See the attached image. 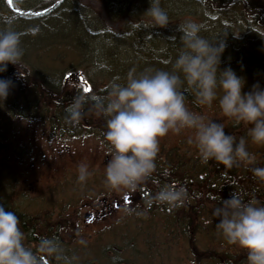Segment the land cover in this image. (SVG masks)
<instances>
[{"label": "rangeland", "instance_id": "obj_1", "mask_svg": "<svg viewBox=\"0 0 264 264\" xmlns=\"http://www.w3.org/2000/svg\"><path fill=\"white\" fill-rule=\"evenodd\" d=\"M150 6L151 0H0V28L11 22L24 49L20 65L0 72V80L12 82L0 100L10 104L0 103V204L20 218L26 243L35 248L55 237L70 264H247L246 252L217 232L213 210L232 192L264 203V182L251 171L264 167V146L251 143L250 126L226 118L218 101L199 105L185 83L189 109L248 140L255 163H203L187 142L191 132H170L160 139L153 176L128 191L106 183V117L94 102L84 105L79 124L66 119L77 95L102 98L133 68L170 71L183 48L179 25L190 19L202 37L226 45L220 69L242 77L244 92L257 83L264 88V0H160L169 17L163 28L145 14ZM80 163L93 173L84 183ZM164 184L187 189L183 206L148 207Z\"/></svg>", "mask_w": 264, "mask_h": 264}, {"label": "clouds", "instance_id": "obj_2", "mask_svg": "<svg viewBox=\"0 0 264 264\" xmlns=\"http://www.w3.org/2000/svg\"><path fill=\"white\" fill-rule=\"evenodd\" d=\"M145 14L161 28L169 23L160 0H151ZM178 30L182 33L183 48L170 71L148 68L137 73L133 68L125 82L114 80L109 84L106 96L97 99L79 94L66 109V119L73 125L80 123L84 105L90 101L94 102L97 114L106 117L107 131L103 136L110 145L111 158L105 177L113 189L135 191L151 178L157 167L160 139L170 132H191L187 142L195 146L203 163L214 160L228 169L255 163L254 154L247 149L248 140H237L225 131L224 123L189 109L181 90L185 83L199 105L211 107L218 101L226 118L250 126L247 136L251 143L264 146V88L257 83L244 92L242 77L231 67L221 70L226 45L202 37L199 23L190 19ZM23 55L22 33L9 22L0 28V72L6 71L8 64L20 65ZM11 84L10 80H0V100L7 98ZM77 171L80 183L93 175L86 163H80ZM251 171L254 178L264 182V167H253ZM188 198L184 186L164 184L150 197L148 207L154 203L179 208ZM213 215L218 220L217 232L228 245L246 252L247 264H264V203L255 196L245 199L244 195L232 192L227 199L219 198ZM46 258L57 264H70L55 237L41 238L35 248L26 243L20 218L0 204V264H44Z\"/></svg>", "mask_w": 264, "mask_h": 264}, {"label": "trees", "instance_id": "obj_3", "mask_svg": "<svg viewBox=\"0 0 264 264\" xmlns=\"http://www.w3.org/2000/svg\"><path fill=\"white\" fill-rule=\"evenodd\" d=\"M1 104H4V105H2L1 107H5V106H8V105H10V104H7L6 102H0ZM28 103L27 102H25V101H19V103H18V107H26V105H27ZM207 165V164H206ZM252 192V189H251V191H250V193ZM253 196V195H252ZM261 196V195H260ZM256 198V197H255Z\"/></svg>", "mask_w": 264, "mask_h": 264}, {"label": "snow or ice", "instance_id": "obj_4", "mask_svg": "<svg viewBox=\"0 0 264 264\" xmlns=\"http://www.w3.org/2000/svg\"><path fill=\"white\" fill-rule=\"evenodd\" d=\"M83 91H84V92H90L91 89H90V87H85V88L83 89Z\"/></svg>", "mask_w": 264, "mask_h": 264}, {"label": "flooded vegetation", "instance_id": "obj_5", "mask_svg": "<svg viewBox=\"0 0 264 264\" xmlns=\"http://www.w3.org/2000/svg\"><path fill=\"white\" fill-rule=\"evenodd\" d=\"M243 168L245 169L246 168V166H243ZM32 218V217H31Z\"/></svg>", "mask_w": 264, "mask_h": 264}]
</instances>
